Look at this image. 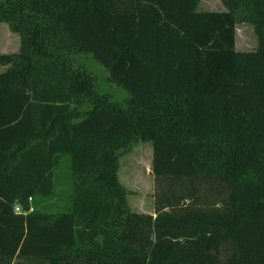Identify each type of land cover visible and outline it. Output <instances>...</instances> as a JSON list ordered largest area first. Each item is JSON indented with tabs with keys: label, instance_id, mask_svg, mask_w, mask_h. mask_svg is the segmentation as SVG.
I'll return each mask as SVG.
<instances>
[{
	"label": "trees",
	"instance_id": "obj_1",
	"mask_svg": "<svg viewBox=\"0 0 264 264\" xmlns=\"http://www.w3.org/2000/svg\"><path fill=\"white\" fill-rule=\"evenodd\" d=\"M220 2L0 0L19 39L0 53V264H264V0ZM238 21L252 50L235 48ZM135 141L152 214L117 177ZM62 164V208H36Z\"/></svg>",
	"mask_w": 264,
	"mask_h": 264
},
{
	"label": "rangeland",
	"instance_id": "obj_2",
	"mask_svg": "<svg viewBox=\"0 0 264 264\" xmlns=\"http://www.w3.org/2000/svg\"><path fill=\"white\" fill-rule=\"evenodd\" d=\"M223 6L219 0H199L196 7L198 11H221ZM240 15L237 16L239 18ZM19 39L16 33L10 31L7 25L0 22V53L15 52L18 49ZM235 48L237 50H252L256 45V38L252 26L247 22L238 21L235 25ZM76 58L83 62L96 75L98 88L106 92L113 101H122L127 96L126 91L107 80L106 70L88 54L77 53ZM3 67L0 66V72ZM150 144L145 141H135L124 149L118 157L117 177L124 187L125 201L130 210L142 213H153V175L150 170ZM58 182L56 184V195L41 202L36 208L47 211H58L65 201V194L69 188V177L67 167L64 164L56 169ZM14 206V210H18Z\"/></svg>",
	"mask_w": 264,
	"mask_h": 264
},
{
	"label": "crops",
	"instance_id": "obj_3",
	"mask_svg": "<svg viewBox=\"0 0 264 264\" xmlns=\"http://www.w3.org/2000/svg\"><path fill=\"white\" fill-rule=\"evenodd\" d=\"M220 1V0H219ZM223 6V5H222ZM224 8V7H223ZM3 67V66H2ZM3 69H4V67H3Z\"/></svg>",
	"mask_w": 264,
	"mask_h": 264
},
{
	"label": "built area",
	"instance_id": "obj_4",
	"mask_svg": "<svg viewBox=\"0 0 264 264\" xmlns=\"http://www.w3.org/2000/svg\"><path fill=\"white\" fill-rule=\"evenodd\" d=\"M15 211H18V210H15Z\"/></svg>",
	"mask_w": 264,
	"mask_h": 264
}]
</instances>
